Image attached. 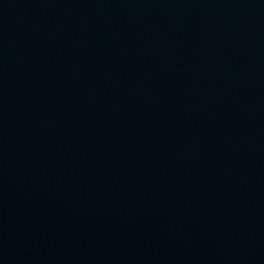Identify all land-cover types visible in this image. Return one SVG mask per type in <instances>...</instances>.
Returning <instances> with one entry per match:
<instances>
[{
	"label": "water",
	"instance_id": "95a60500",
	"mask_svg": "<svg viewBox=\"0 0 264 264\" xmlns=\"http://www.w3.org/2000/svg\"><path fill=\"white\" fill-rule=\"evenodd\" d=\"M0 264H264V0H0Z\"/></svg>",
	"mask_w": 264,
	"mask_h": 264
}]
</instances>
